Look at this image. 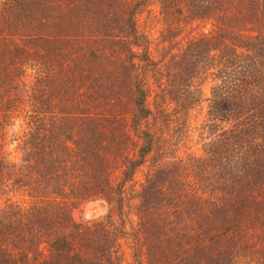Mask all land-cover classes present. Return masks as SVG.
Returning a JSON list of instances; mask_svg holds the SVG:
<instances>
[{
  "label": "trees",
  "instance_id": "16d2710c",
  "mask_svg": "<svg viewBox=\"0 0 264 264\" xmlns=\"http://www.w3.org/2000/svg\"><path fill=\"white\" fill-rule=\"evenodd\" d=\"M0 264H264V0H0Z\"/></svg>",
  "mask_w": 264,
  "mask_h": 264
},
{
  "label": "rangeland",
  "instance_id": "374dc122",
  "mask_svg": "<svg viewBox=\"0 0 264 264\" xmlns=\"http://www.w3.org/2000/svg\"><path fill=\"white\" fill-rule=\"evenodd\" d=\"M154 5L151 8H147L144 13H142L138 20L140 28L145 31L147 37L152 41L156 35L157 30L159 29L160 25L156 22V19L152 16V12L149 10L154 9ZM197 28L199 30H203L204 27H192V32H196ZM205 90V87H204ZM203 90V91H204ZM7 156L9 159H15V152L13 150L12 144H8L6 147ZM106 202L100 197H94L91 199H86L81 202L74 210H73V217L76 220H89L96 218L103 214L106 211Z\"/></svg>",
  "mask_w": 264,
  "mask_h": 264
}]
</instances>
